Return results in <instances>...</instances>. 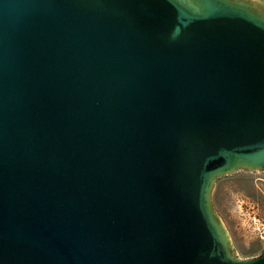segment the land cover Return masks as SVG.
Listing matches in <instances>:
<instances>
[{
  "label": "water",
  "instance_id": "95a60500",
  "mask_svg": "<svg viewBox=\"0 0 264 264\" xmlns=\"http://www.w3.org/2000/svg\"><path fill=\"white\" fill-rule=\"evenodd\" d=\"M243 170H264L257 7L0 0V264H264L210 197Z\"/></svg>",
  "mask_w": 264,
  "mask_h": 264
},
{
  "label": "rangeland",
  "instance_id": "374dc122",
  "mask_svg": "<svg viewBox=\"0 0 264 264\" xmlns=\"http://www.w3.org/2000/svg\"><path fill=\"white\" fill-rule=\"evenodd\" d=\"M237 1L264 12V5L259 0ZM237 174L235 184L229 181L233 180V174L220 176L210 191V197L221 224L228 230L237 256L246 258L256 256L264 248V234L261 232L264 227L259 224H264V172L246 170ZM240 186L242 193L237 192Z\"/></svg>",
  "mask_w": 264,
  "mask_h": 264
},
{
  "label": "flooded vegetation",
  "instance_id": "af4514ba",
  "mask_svg": "<svg viewBox=\"0 0 264 264\" xmlns=\"http://www.w3.org/2000/svg\"><path fill=\"white\" fill-rule=\"evenodd\" d=\"M243 171H246V170H243ZM257 171L264 172V170H248V172H257ZM237 173H233V176H232L233 177V180H230L229 179V181H231L233 184L237 183V181H238V178H235V177H239V174H237ZM228 175H230V174H228ZM228 175H223V176H228ZM237 192L242 193L243 192V188L241 186H240V188L238 187L237 188ZM252 219H254V217H252ZM254 220L259 221L258 219H254ZM259 224H261L264 227V224L263 223H259ZM261 232L264 234V229ZM259 238H262V236L259 235ZM263 250H264V248H263ZM261 252H259L258 254H256V256L260 255ZM252 257H255V255L250 256V257H246V258L244 257V258L245 259H248V258H252Z\"/></svg>",
  "mask_w": 264,
  "mask_h": 264
}]
</instances>
